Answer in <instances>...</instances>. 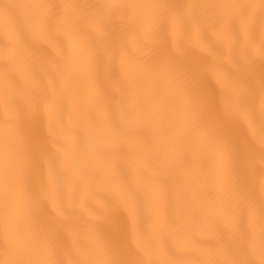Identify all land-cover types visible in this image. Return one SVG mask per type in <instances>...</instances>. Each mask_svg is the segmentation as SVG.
Returning <instances> with one entry per match:
<instances>
[{
  "label": "snow or ice",
  "instance_id": "obj_1",
  "mask_svg": "<svg viewBox=\"0 0 264 264\" xmlns=\"http://www.w3.org/2000/svg\"><path fill=\"white\" fill-rule=\"evenodd\" d=\"M0 112V264H264V0H0Z\"/></svg>",
  "mask_w": 264,
  "mask_h": 264
},
{
  "label": "bare ground",
  "instance_id": "obj_2",
  "mask_svg": "<svg viewBox=\"0 0 264 264\" xmlns=\"http://www.w3.org/2000/svg\"><path fill=\"white\" fill-rule=\"evenodd\" d=\"M77 2H80V3H95V2H98V0H77ZM4 119V115L2 112H0V121H2ZM67 122V121H66ZM242 132V130H240ZM257 172H258V169H259V162L257 161ZM130 246H133L131 245V242H129Z\"/></svg>",
  "mask_w": 264,
  "mask_h": 264
}]
</instances>
